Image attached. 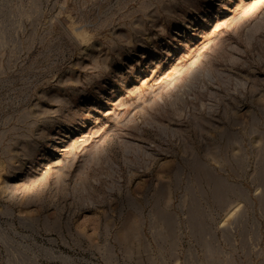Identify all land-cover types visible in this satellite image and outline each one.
Wrapping results in <instances>:
<instances>
[{
	"label": "rangeland",
	"instance_id": "374dc122",
	"mask_svg": "<svg viewBox=\"0 0 264 264\" xmlns=\"http://www.w3.org/2000/svg\"><path fill=\"white\" fill-rule=\"evenodd\" d=\"M0 264H264V0H0Z\"/></svg>",
	"mask_w": 264,
	"mask_h": 264
}]
</instances>
